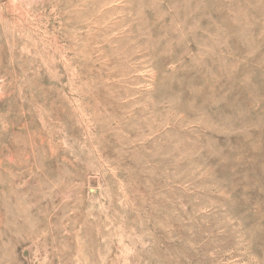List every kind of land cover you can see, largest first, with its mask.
Masks as SVG:
<instances>
[{"label": "rangeland", "instance_id": "obj_1", "mask_svg": "<svg viewBox=\"0 0 264 264\" xmlns=\"http://www.w3.org/2000/svg\"><path fill=\"white\" fill-rule=\"evenodd\" d=\"M0 264H264V0H0Z\"/></svg>", "mask_w": 264, "mask_h": 264}]
</instances>
